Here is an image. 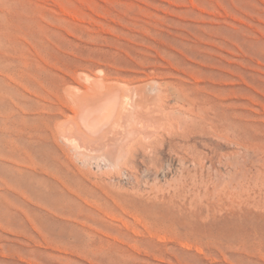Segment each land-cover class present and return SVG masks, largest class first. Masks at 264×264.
Instances as JSON below:
<instances>
[{"label":"rangeland","instance_id":"obj_1","mask_svg":"<svg viewBox=\"0 0 264 264\" xmlns=\"http://www.w3.org/2000/svg\"><path fill=\"white\" fill-rule=\"evenodd\" d=\"M0 62V264H264V0H0ZM77 69L207 116L87 165L56 125Z\"/></svg>","mask_w":264,"mask_h":264},{"label":"bare ground","instance_id":"obj_2","mask_svg":"<svg viewBox=\"0 0 264 264\" xmlns=\"http://www.w3.org/2000/svg\"><path fill=\"white\" fill-rule=\"evenodd\" d=\"M7 68L9 67L6 66V63L2 64L0 62V77L4 78L3 74L6 72ZM74 75L76 78L68 79L66 83L67 94L70 96L68 102L70 103L71 109L64 111V115L60 116L57 122H55L62 133L61 137L64 138L69 146L79 150L76 151L82 155L84 163L87 161L99 165V162L104 161L105 164L110 167L121 166L123 163L128 164L134 160L137 150L140 147L139 138H141V136L139 137V134L140 129H142L141 127L148 124L155 125L153 123L158 124L161 119V113L164 114L165 112V114L173 116L181 129L184 128L187 121L193 122L198 118L204 119L208 113V111L204 110V107L201 106L204 104H195L190 95L184 91H180L178 88L176 90V86L174 89L172 88L173 91L170 90L171 96L170 99L168 98L170 100L169 103H166L163 107H159L157 100L161 99V93L155 90L157 88L154 87L157 85L154 86L153 84L159 82V79L156 77H149L146 79V81H149V85L152 87L154 86V90L157 91V95L154 94L155 96H153L152 94L146 93L145 90H142L146 86L149 87V85H146L147 82L144 83V81L143 83L146 86L144 85L143 88L138 87L137 89L133 87L136 80L121 79L111 81L109 79L94 76L84 69L76 71ZM140 85L143 84L140 83ZM60 88H62V86ZM145 89L146 91L149 90L147 87ZM91 102H98V104L93 117L86 120L83 111L90 110ZM62 106L65 105L62 104ZM160 109L162 112L160 113L159 111L160 114L157 116L155 113ZM82 122L85 127L92 129L103 127L100 132H98L97 136H92L84 130L87 128H82ZM155 128H157V125H155ZM145 133L144 135H146ZM148 133L150 134V132ZM151 135L152 134L149 136Z\"/></svg>","mask_w":264,"mask_h":264}]
</instances>
